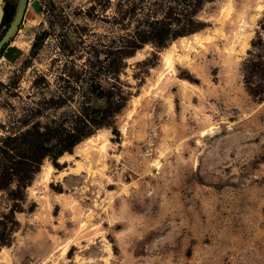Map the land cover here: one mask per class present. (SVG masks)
I'll return each mask as SVG.
<instances>
[{
	"label": "rangeland",
	"instance_id": "374dc122",
	"mask_svg": "<svg viewBox=\"0 0 264 264\" xmlns=\"http://www.w3.org/2000/svg\"><path fill=\"white\" fill-rule=\"evenodd\" d=\"M0 264H264V0H29Z\"/></svg>",
	"mask_w": 264,
	"mask_h": 264
},
{
	"label": "water",
	"instance_id": "95a60500",
	"mask_svg": "<svg viewBox=\"0 0 264 264\" xmlns=\"http://www.w3.org/2000/svg\"><path fill=\"white\" fill-rule=\"evenodd\" d=\"M2 2L3 0H0V24L4 16V11L1 7ZM28 2L29 0H18L16 11L8 27L0 37V51L8 45V43L11 41L14 35L18 32L19 27H21V22L23 20Z\"/></svg>",
	"mask_w": 264,
	"mask_h": 264
},
{
	"label": "bare ground",
	"instance_id": "6f19581e",
	"mask_svg": "<svg viewBox=\"0 0 264 264\" xmlns=\"http://www.w3.org/2000/svg\"><path fill=\"white\" fill-rule=\"evenodd\" d=\"M209 39V38H208ZM198 40V39H197ZM183 42V41H182ZM173 60V59H172ZM172 60H170V59H167L166 60V62H167V65H168V67H170L171 68V62H172ZM171 61V62H170ZM90 139V138H89ZM62 158V157H61ZM61 158H59V160L61 159ZM52 171V167L51 166H48V168H47V172H46V174H45V179L47 180V178H48V176H49V174H50V172ZM83 225V224H82ZM66 250H67V248L64 250V253L66 252ZM106 261V260H105Z\"/></svg>",
	"mask_w": 264,
	"mask_h": 264
},
{
	"label": "trees",
	"instance_id": "16d2710c",
	"mask_svg": "<svg viewBox=\"0 0 264 264\" xmlns=\"http://www.w3.org/2000/svg\"><path fill=\"white\" fill-rule=\"evenodd\" d=\"M11 21V16L9 15V13L6 12L5 10V15L3 17V21H2V26H4L6 23L9 24ZM7 28V27H6ZM5 48H3L1 51H0V54L3 52Z\"/></svg>",
	"mask_w": 264,
	"mask_h": 264
}]
</instances>
